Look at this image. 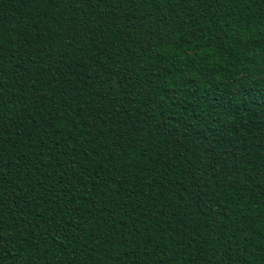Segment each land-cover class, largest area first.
Instances as JSON below:
<instances>
[{
  "label": "trees",
  "instance_id": "trees-1",
  "mask_svg": "<svg viewBox=\"0 0 264 264\" xmlns=\"http://www.w3.org/2000/svg\"><path fill=\"white\" fill-rule=\"evenodd\" d=\"M0 264H264V0H0Z\"/></svg>",
  "mask_w": 264,
  "mask_h": 264
}]
</instances>
